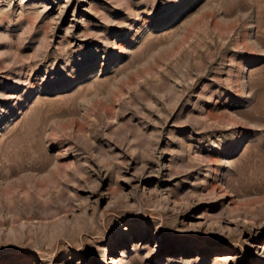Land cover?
I'll return each mask as SVG.
<instances>
[{
  "label": "rangeland",
  "instance_id": "rangeland-1",
  "mask_svg": "<svg viewBox=\"0 0 264 264\" xmlns=\"http://www.w3.org/2000/svg\"><path fill=\"white\" fill-rule=\"evenodd\" d=\"M0 264H264V0H0Z\"/></svg>",
  "mask_w": 264,
  "mask_h": 264
},
{
  "label": "bare ground",
  "instance_id": "bare-ground-1",
  "mask_svg": "<svg viewBox=\"0 0 264 264\" xmlns=\"http://www.w3.org/2000/svg\"><path fill=\"white\" fill-rule=\"evenodd\" d=\"M31 214V213H30ZM30 216V215H29ZM32 216V215H31ZM39 251H41L40 253H43V254H45V255H51L50 254V252H47V251H45V250H39ZM53 257V256H52ZM48 260V259H47Z\"/></svg>",
  "mask_w": 264,
  "mask_h": 264
}]
</instances>
